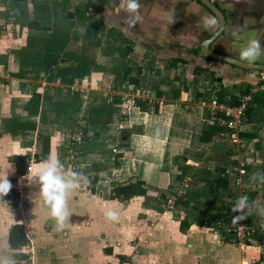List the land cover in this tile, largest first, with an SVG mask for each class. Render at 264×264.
I'll return each mask as SVG.
<instances>
[{
    "label": "crops",
    "instance_id": "1",
    "mask_svg": "<svg viewBox=\"0 0 264 264\" xmlns=\"http://www.w3.org/2000/svg\"><path fill=\"white\" fill-rule=\"evenodd\" d=\"M6 1L17 20L14 28L6 27L10 12L0 8V175L8 173L11 182L9 196L0 194V260L15 262L8 234L13 224L22 223L32 239L24 251L28 264H34L30 260L36 258L40 264L43 257V253H28L36 243L55 248L52 255L72 261L75 251H68V245L83 233L85 237L76 241H85L90 250L79 259L84 264H98L97 249L92 247L108 239L113 226L117 228L105 211L110 208L118 213L117 225L127 220L134 204L139 212L153 211L156 198L180 183V167L188 171L210 146L221 153L215 143H234L235 156H230L228 163H244L245 168L235 169L231 179L227 164L226 174L207 167L198 178L212 182L211 186L205 184L206 188L218 190L227 180L229 193L247 195L245 210L251 211L257 228H264V106L255 104L249 121L243 124L246 118L241 119L238 113L231 116L229 108L225 109L231 121L214 117L211 108H217L215 100L210 107L197 98V92L216 91L219 84L213 86L214 75L231 94L250 86L252 96L264 98V72L213 61L200 53V44L219 25L210 11L197 0H138L136 17L122 10L119 0ZM211 1L226 19L225 30L211 50L241 60L240 47L249 39L259 40L264 48V0ZM205 20L215 23L205 26ZM174 58L184 62L173 66ZM263 63L264 54L253 62ZM197 66L202 70L195 73ZM127 71L139 79L138 85L127 81ZM102 93L107 102L112 101L111 106L106 104L111 121L95 124L91 119L99 105L89 96ZM34 94L41 97L36 115L27 109ZM143 102L147 103L143 106ZM11 121L26 127L12 132ZM216 122L233 133L218 132L211 141L203 142V133ZM49 154L64 165L62 172L87 177V182L81 180L66 194L71 215L63 229L57 228L35 179L40 162ZM14 155L32 157V169L25 176L17 177L11 161ZM213 175L218 176L216 181ZM138 180L146 184L145 196L127 203L111 199L115 187ZM15 193L18 197L9 203ZM21 196L26 199V222L13 209ZM207 204L216 213L228 208L213 201ZM218 206L225 209L214 210ZM192 217L183 221L190 225L186 230H181V224L172 226L171 249L164 253L157 250L152 256L157 260L154 264H180L182 253L189 250L188 234L194 233ZM18 218L22 221H14ZM185 231H189L187 235ZM248 247L253 264H264V244L255 239ZM115 250H107L103 264L117 254L124 255Z\"/></svg>",
    "mask_w": 264,
    "mask_h": 264
},
{
    "label": "rangeland",
    "instance_id": "2",
    "mask_svg": "<svg viewBox=\"0 0 264 264\" xmlns=\"http://www.w3.org/2000/svg\"><path fill=\"white\" fill-rule=\"evenodd\" d=\"M115 32V34L118 33L116 29ZM207 93V95H209L208 98H210L211 101H208L207 105L214 107L213 101L216 98H213L212 100V97H214L213 95L215 92L211 91ZM89 98L96 100V103L99 105V111L102 110V116L105 115L104 110L108 109L106 106H111L112 103V101L110 103L107 102L108 99L103 93L90 94ZM217 108L219 109L220 106L217 105ZM217 108L215 110L211 108V110L215 112ZM233 144L234 143H215V145H220V154L217 153V149H212L214 146H210L209 148L205 149V153L203 155L204 157H201L199 160H196L190 164L189 170L184 174V177L186 178L185 181H182L183 183L180 181V183L178 182V184L174 185L173 188L165 194V197L156 198V202L154 203H156L155 205L157 208L153 209V211L142 210L139 212L137 211V204H134L131 206V209L128 212L129 217L127 220H125L127 223L122 221V224L119 222L117 225V221L120 220L114 219L115 226H117L118 229L113 226L108 239H104L102 242L95 244L94 246L92 245V248L97 249V255H99L98 264H103L105 262L104 256L109 254L107 251L108 249H112V251L116 249V253H122V255L124 254L123 256H119L117 254L116 258L114 257V259L108 261V264H121L124 261H129L133 264L157 263V260L152 258V256L157 253V250H162L164 253L171 249L169 233L172 230V226L181 224L191 214L192 216L194 214L193 210L189 211L184 206L177 207L179 204H177L176 201L183 195H187L188 198L191 196L192 198L196 199V201H200L202 204L206 205H208L207 203H209V201L212 203L214 196L218 195L217 201H221L222 204L227 205V211H232L233 205L236 203L237 198L245 194L235 197L232 191L229 193L224 191L222 187L220 190L215 188H206L204 181H201L198 178V175L202 174L207 167H215L216 170L217 167L227 164V167L230 171L229 178H234V174L236 173L234 172L235 169H244L245 165L244 163L242 165H233L232 162L228 163L230 161V156H235V150H233L234 148L232 147L234 146ZM245 147L246 145L243 144L242 148L244 150ZM209 171L210 173L212 172L210 169ZM243 175H247V172H245ZM212 179L213 181H216L218 176L213 175ZM11 196V199H9L11 201L9 203H12V200H14V194ZM158 208L160 209L156 211ZM216 208L217 209H214L216 211H218V209L219 211L220 209L222 211L225 209L219 206ZM245 211L246 210L244 208L241 209L240 212L235 211V213L232 214L233 219L238 215L241 216H238L239 218L234 220V226H231L230 229H228L226 226L218 228L217 224H214L215 222H212L214 225L210 228L206 227L205 225L198 226L194 223V218L192 217L190 220L194 226V233L191 236L188 234L189 231L184 232L189 236L188 239L190 241L187 244L190 246L188 247L189 250L186 253H182L179 263L225 264V262H228L227 264H253V260L249 259L250 250L248 249L249 247L246 242L250 241L252 244V240H255L252 238V234L255 229H257V226H255V222L253 223L248 221L249 216L244 214ZM14 221L22 220L18 218V220L16 219ZM31 230L32 228L30 227V231ZM230 232L233 234L230 235ZM225 233L229 235L231 241L234 244L230 245L223 242V234ZM2 234L3 231L0 230V236ZM83 234L80 235L81 237L79 239L85 237ZM79 239H75V241L72 240V242L68 245L69 249L67 248L68 251H75V259H72V261H70L71 259H62V256L60 257L58 255H52L54 252L53 249L55 248L52 249L50 246L46 247V245H43L42 243H36L35 248H30L28 253L31 255L43 253V257L40 259V264H84V261L79 259V256H87L90 249L85 241L84 244L81 241H76ZM182 239L185 238L182 237ZM125 240L126 244L123 242ZM185 241H187V239ZM222 246L225 247V250L221 248ZM218 249L220 250L217 251ZM30 261H34V264H39L37 258Z\"/></svg>",
    "mask_w": 264,
    "mask_h": 264
},
{
    "label": "trees",
    "instance_id": "3",
    "mask_svg": "<svg viewBox=\"0 0 264 264\" xmlns=\"http://www.w3.org/2000/svg\"><path fill=\"white\" fill-rule=\"evenodd\" d=\"M29 26H34L32 23L29 24ZM128 51L130 49H127ZM197 52V50H196ZM184 62L183 59L180 58H174L173 59V66H177L178 63ZM202 70L201 67H196L194 69L195 73H198ZM125 77L127 81L131 84L138 85L139 84V79L134 78L130 76V72L127 71L125 73ZM216 83H218V87L216 88H210L209 90L205 91V93L202 92H197V98H202L205 103H208L209 95H207V92L214 91L215 94V101L218 106H223L224 109H217L214 113L213 116L216 118H219L220 120L224 121H231L232 117L230 115H227L226 109L225 108H230V109H237L241 107L243 104L244 98L250 96V100L246 102V109L241 113V119H245L241 122L246 123L249 121L250 116L253 111V106L255 104H261L264 106V98L260 96V94H255L252 96V93L250 92V86L245 87L244 89H240L239 94H231L222 84L221 80L217 78L215 75L213 77V86H216ZM41 102V97L40 94H34L33 98L29 102L27 109L31 114H38L39 106ZM147 102H143L144 104ZM37 108L35 111L34 108ZM105 115L102 116V110H98V113L96 116L92 117V121L95 124H98L100 122L108 123L111 121V111L109 109L104 110ZM207 115L211 117V112L207 110ZM99 114V115H98ZM11 123H14L12 132H15L16 129L24 128L26 126L19 124L17 121H11ZM218 132H228V133H233V130L230 127L223 126L219 122L214 123L213 125L210 126L209 130L205 131L201 137L203 142H209L212 140L213 136L216 135ZM184 161H186V158L182 157ZM11 161L15 164L16 170H17V177H22L25 176L28 167L30 164L33 162L32 157L28 155H14L11 157ZM37 161V159H36ZM181 174H179L178 178L179 181H182L184 178V174L187 172L186 167H180ZM217 171L221 172L222 174H226L227 170L224 168V166H219L217 167ZM14 181V179H12ZM205 184L208 186L212 185L211 181H205ZM145 182L138 180L136 182H130L126 185H120L118 187H115L112 190L111 193V199L121 202V203H127L131 199L137 196H145L147 194V190L145 187ZM223 189L224 191L229 192V187H228V181L223 182ZM11 191H8V196ZM217 196V197H216ZM18 197V193L14 194V201L15 198ZM165 197V195L163 196ZM220 198V197H219ZM218 200V195L214 196L213 203L219 204L221 201ZM195 201V202H194ZM177 206H184L185 208H191L194 211L193 218H194V223L198 226H203L205 225L206 227H212L214 224H220V227H228V229L231 228V226H234V220L232 218V214L235 213V211H227L224 213H216L212 212L206 204H202L200 201H196V199L192 198L191 196L183 195L181 196L180 199L176 201ZM246 216H249L248 221H251L254 223L255 218L251 211L246 210L244 212ZM212 222H215L214 224ZM189 224L187 222H182L181 223V230H186L189 228ZM233 234L230 232V235ZM223 234L224 236V243L227 244H234L229 235ZM252 238L257 239L260 243L264 244V228L260 227L255 229V231L252 234ZM8 242L10 249L13 251V258L15 259L16 264H28V255L24 253L26 250L27 246L31 245L32 239L31 235L27 232L26 227L22 223H15L13 224L10 229H9V234H8ZM247 245H251L250 241L246 242Z\"/></svg>",
    "mask_w": 264,
    "mask_h": 264
},
{
    "label": "clouds",
    "instance_id": "4",
    "mask_svg": "<svg viewBox=\"0 0 264 264\" xmlns=\"http://www.w3.org/2000/svg\"><path fill=\"white\" fill-rule=\"evenodd\" d=\"M119 7L122 10L128 11L132 17L138 14L134 11L138 8V0H119ZM215 23L214 20H205V26ZM262 54V48L259 40L252 38L246 44L240 47L239 57L242 61L251 64L256 61ZM64 165L57 156L49 154L48 157L42 160L39 164V171L35 177L39 185V195L43 198L46 205L49 207L50 215L55 218L58 229L66 227V221L70 222V212L66 205V194L70 189L78 187L81 180L87 182V177L83 173L72 172L66 174L62 172ZM28 178L29 173H28ZM11 188V182L8 179V173L0 175V194H6ZM248 206V197L243 195L237 198L233 205V211L239 212ZM105 215L109 219H116L118 213L113 209H107ZM239 217H234L238 219ZM0 264H15L11 259L0 260Z\"/></svg>",
    "mask_w": 264,
    "mask_h": 264
},
{
    "label": "water",
    "instance_id": "5",
    "mask_svg": "<svg viewBox=\"0 0 264 264\" xmlns=\"http://www.w3.org/2000/svg\"><path fill=\"white\" fill-rule=\"evenodd\" d=\"M200 1L204 6H206L211 13L215 16L217 22H218V28L216 31H214L206 40H204L200 44V53L213 61H221L224 63H227L232 66H236L239 68H243L246 70H256V71H262L264 72V63L263 64H249L247 62H244L242 60L227 56L225 54H219L211 50V44L221 36V34L224 32L226 27V19L223 12L220 10V8L211 0H198Z\"/></svg>",
    "mask_w": 264,
    "mask_h": 264
},
{
    "label": "built area",
    "instance_id": "6",
    "mask_svg": "<svg viewBox=\"0 0 264 264\" xmlns=\"http://www.w3.org/2000/svg\"><path fill=\"white\" fill-rule=\"evenodd\" d=\"M0 8H1L2 11H7L8 10L10 12V14L8 16V21L9 22L7 23L6 27L7 26L9 28L11 27V29L14 28L16 26L17 15L8 6V2L6 0H3V2H1ZM261 79H262V81H264V73H261ZM249 100H250V97L249 96L248 97H245L244 98V101H243V104L241 105V107H239L237 109H230L229 108L230 109V115L233 116V115H235L237 113H238V115H241V113L246 109V102L249 101ZM214 103L217 104L216 101ZM31 169L32 168H31V164H30V166L28 167V171H30ZM13 209H15L18 214H20V217L22 218V220L24 222L27 221V219H28V217L26 216L27 205H26V199L24 197L21 196L19 198V200H17V202L14 205V208ZM238 216H241V215H238ZM217 227L220 228V224L219 223L217 224ZM121 264H133V263L132 262H129V261H124Z\"/></svg>",
    "mask_w": 264,
    "mask_h": 264
},
{
    "label": "flooded vegetation",
    "instance_id": "7",
    "mask_svg": "<svg viewBox=\"0 0 264 264\" xmlns=\"http://www.w3.org/2000/svg\"><path fill=\"white\" fill-rule=\"evenodd\" d=\"M198 1V0H197ZM202 6H204L200 1H198ZM208 11H210L206 6H204ZM211 12V11H210ZM200 50V48H199Z\"/></svg>",
    "mask_w": 264,
    "mask_h": 264
}]
</instances>
